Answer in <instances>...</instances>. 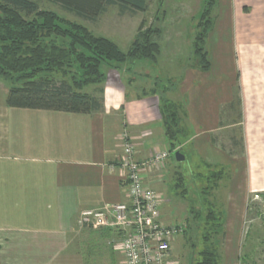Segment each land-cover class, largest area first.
Returning a JSON list of instances; mask_svg holds the SVG:
<instances>
[{"label": "crops", "instance_id": "obj_1", "mask_svg": "<svg viewBox=\"0 0 264 264\" xmlns=\"http://www.w3.org/2000/svg\"><path fill=\"white\" fill-rule=\"evenodd\" d=\"M206 46L209 73L217 65L215 89L207 90L209 107L203 104V73L208 72L200 69L185 71L178 84L169 83L165 92L159 80L152 81L149 75L129 76L128 68L115 71L121 77L118 83L108 75L103 85L89 92L103 106L90 114L14 109L7 106V96L1 100L0 235L31 241L36 255L45 251L56 264H68L61 257L67 253L69 236L78 229L80 213L127 201V187L117 166L121 136L131 138L138 161L168 149L161 112L165 99L182 108L188 138L181 149L191 146L204 165L223 171L215 194L225 186L226 170L233 169L238 158L216 148L206 130L241 127L243 171L237 163L236 179L230 181L228 199L221 206L226 209L221 239L231 256L224 264H239L249 197L264 193V86L255 88L259 72L264 71L260 56V52L264 55V0H217ZM224 65L229 66L225 71L218 67ZM148 78L150 85L145 87L143 80ZM132 89L136 94L130 95ZM176 92L181 99L174 98ZM225 105L230 110L240 108L237 122L231 125L222 124ZM208 117L216 126L210 125ZM155 183L152 176L149 185ZM101 234L110 244L118 240L115 231Z\"/></svg>", "mask_w": 264, "mask_h": 264}, {"label": "trees", "instance_id": "obj_2", "mask_svg": "<svg viewBox=\"0 0 264 264\" xmlns=\"http://www.w3.org/2000/svg\"><path fill=\"white\" fill-rule=\"evenodd\" d=\"M41 1L57 5L64 12L82 20L94 22L109 7H118L122 14L144 13L149 0ZM159 2L162 3L161 0ZM216 5L217 0H203L196 17L192 42L195 61L192 68L203 72L211 70L206 44L214 25ZM165 16L166 12L161 8L152 26L144 28L145 25L141 24L129 50L125 52L111 39L96 36L84 25L54 12L41 10L37 1L0 0V80L9 87L7 106L73 114H90L101 110L102 101L86 90L103 85L111 71L120 73L127 66L130 72L129 65L133 67L136 62L156 64L161 55L159 40L162 36L158 24ZM161 89L165 92L168 86ZM181 109L175 102L161 101L165 136L171 152L176 151L188 138L187 129L182 125ZM241 146L243 148V140ZM205 178L211 184L214 181L208 192H203L211 198L223 178V171L211 172ZM179 180L182 181V178ZM259 197L264 198V194ZM210 213L212 223H208L209 228L202 234L203 248L195 264H224L220 249V237L224 235L223 214L218 216L215 210ZM190 214H195L194 220L201 218V214L194 210ZM262 219L264 222V216ZM191 223V218L186 220L187 228L183 235L186 240L194 231Z\"/></svg>", "mask_w": 264, "mask_h": 264}, {"label": "rangeland", "instance_id": "obj_3", "mask_svg": "<svg viewBox=\"0 0 264 264\" xmlns=\"http://www.w3.org/2000/svg\"><path fill=\"white\" fill-rule=\"evenodd\" d=\"M32 1H37L43 11L54 12L69 21L84 25L96 36L111 39L125 52L129 50L138 29L142 26L141 24L145 25L144 28L152 26L155 22V17L162 8L166 12V16L158 24L162 29V36L159 40L161 55L158 62L157 64L136 62L133 67L129 65L131 72L129 76L132 74H135V76L149 75L151 76L150 80L152 79L154 81V78L158 79L161 86L167 87L169 83L174 85L178 84V77L183 75L182 73L185 71L193 69L192 64L195 60L193 56H190L193 34L197 24L196 17L200 13L203 0H161V4L159 0H149L147 11L144 13L127 12L122 14L118 7H109L94 22L85 21L68 14L59 6L52 3L41 0ZM159 15L161 17V14ZM260 56L264 58L261 52ZM262 60L264 62V59ZM218 67L221 70L224 69V71L229 68V66L225 65ZM126 68L127 66L124 67V69ZM124 69H122V73L125 71ZM216 69L217 65L214 64L210 73H203V100L205 99V103L203 102V104L206 107H209L208 102H210V98H206L210 95L207 90L211 91L215 89L217 83V78L215 77ZM259 73L257 85H255V88L258 90L262 88L261 84L264 86V71ZM226 74L225 72V77H227ZM108 75L110 81L114 80L115 83L121 80V77L115 71L109 72ZM171 78H174L172 82L169 81ZM141 79L143 78L141 77ZM150 80L149 78L143 80L145 87L150 85ZM92 88L90 87L86 91L89 93ZM8 91V85L0 80V101L6 98ZM236 92L237 89L235 88V94ZM134 94L136 93L132 89L130 95ZM178 94V92L174 93V98L178 97L181 99ZM223 108L222 124L224 122V125H231L237 122L240 110L238 105L235 110H230L228 105L223 106ZM206 119L210 125L212 123L214 124L211 117ZM214 125L216 126V124ZM206 131L211 132V139L215 140V143H212L216 148L227 153L228 156L238 158L237 161L235 160L233 162L236 165L237 163L240 164L239 166L242 172L244 167V153L241 146V127L236 125L233 127H225L222 130L219 128H210ZM166 151L169 153V158L165 162V168L161 171L163 176L161 179L157 175L153 176L156 178V183L152 188L164 196V202L166 204L162 209V215L165 224L170 225L186 222L187 219L191 218L194 231L187 240L184 238L185 236H182L176 241L173 245L175 253L173 256L179 264H195L198 259V253L203 248L202 234L204 235L207 228H209L210 225L208 223H212L209 220V217L212 218L210 212L215 210L218 216L223 214L222 211L226 214V209H221V206H225L226 199H228L227 190L230 181L236 179V174L233 173V169L237 166L234 165L233 169L232 167L227 168L228 179L224 182L225 186L221 187L219 193L215 194L213 192L214 194H212L211 198H208L210 195L204 194L208 192V188L212 187L214 181L211 184L205 177L219 169H213L204 165L206 162L199 160V155L194 152L191 146L185 147L182 150L180 145L174 152H171L169 148ZM177 151L185 156L184 162L178 163L176 161L175 155ZM180 178H182V181L179 180ZM203 192L205 193L203 194ZM255 195L250 196L248 201V219L244 227L242 245L239 250V261H237L239 264H264V222L262 219L264 216V198L259 197L262 194ZM192 210L201 214L199 220H194L195 214L193 216L191 215L192 213L190 214ZM101 231L103 230H94L78 226V229L73 231L69 236L67 253L63 258L61 257L62 262L68 264H123L122 259L115 253L114 248L111 250L110 245L113 244H110L109 240L106 239L107 237H103ZM119 237H121L120 234L117 235L118 240L120 239ZM190 240L191 242H189ZM220 240V249L224 257L223 262L225 259L226 263L227 261L230 262L229 246L226 248V241L221 239V237ZM31 244L33 242H23L18 236L17 238L12 237V239L6 240L3 235H0V264H56L54 258L49 257L45 251L36 255V251H32ZM29 247L31 248L30 250Z\"/></svg>", "mask_w": 264, "mask_h": 264}, {"label": "built area", "instance_id": "obj_4", "mask_svg": "<svg viewBox=\"0 0 264 264\" xmlns=\"http://www.w3.org/2000/svg\"><path fill=\"white\" fill-rule=\"evenodd\" d=\"M120 140L122 150L117 166L127 187V201L85 210L80 213L78 225L120 234L113 248L123 264H179L173 256V245L184 235L187 224L163 222L164 196L149 185L152 176L162 178L161 171L169 153L161 151L145 161H138L128 134H123Z\"/></svg>", "mask_w": 264, "mask_h": 264}, {"label": "water", "instance_id": "obj_5", "mask_svg": "<svg viewBox=\"0 0 264 264\" xmlns=\"http://www.w3.org/2000/svg\"><path fill=\"white\" fill-rule=\"evenodd\" d=\"M175 157H176V161L178 163H181V162L185 161V156H183V154H181L179 152L176 153Z\"/></svg>", "mask_w": 264, "mask_h": 264}]
</instances>
